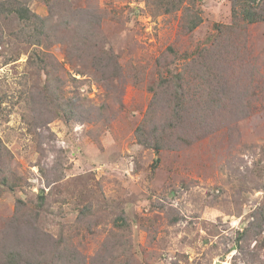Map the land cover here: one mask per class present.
I'll return each instance as SVG.
<instances>
[{
  "label": "rangeland",
  "instance_id": "374dc122",
  "mask_svg": "<svg viewBox=\"0 0 264 264\" xmlns=\"http://www.w3.org/2000/svg\"><path fill=\"white\" fill-rule=\"evenodd\" d=\"M12 1L49 23L31 45L0 5V176L15 185L0 184V261L13 226L73 264H264V20L222 37L230 0ZM199 46L215 50L207 85L185 81ZM175 73L189 114L156 151L135 131L165 120Z\"/></svg>",
  "mask_w": 264,
  "mask_h": 264
},
{
  "label": "trees",
  "instance_id": "16d2710c",
  "mask_svg": "<svg viewBox=\"0 0 264 264\" xmlns=\"http://www.w3.org/2000/svg\"><path fill=\"white\" fill-rule=\"evenodd\" d=\"M50 1L51 0H47L48 3ZM190 1L193 4L194 0H156L154 6L160 11L168 13L181 8L182 5ZM230 3L232 21L222 29V37L224 35L229 36L230 33H226L225 31L236 30V27L239 26L241 22L253 23L264 20V0H230ZM0 5L2 9L6 8L8 10V17L16 18L19 21L21 26L15 35L25 40L26 43L39 45L44 37L48 38V18L38 16L30 11L26 5L18 1H0ZM185 11L184 26L188 31H192L201 21L199 9L196 8V10H193L185 8ZM75 21L76 20H74V22ZM67 24V20L63 21L64 26ZM229 37H234V35L230 34ZM218 45L222 46L223 44L220 42ZM217 48H219V46ZM213 51H215L213 48L202 50L200 46L197 50L191 51L190 56L194 59L189 60L190 64L188 70L185 71V74L188 75L189 78L185 79V81L190 80L193 82L196 76L200 74L202 76V81H204L206 85L209 84V79L211 77L210 73L213 69L211 62H215L216 60ZM184 56L187 58L188 54H183L182 57ZM34 59L37 58L35 57ZM35 62L36 61H34V63ZM182 80L184 81V78L181 74H173L172 85L174 86H172L171 93L176 97V101L172 103L170 107H167V111L162 113L163 115L165 114V120L155 118L148 113L146 118L138 125L135 135L139 144L157 151L164 135L168 133L173 135L178 128H184L182 124L189 112L188 110H182L184 98L183 95H178L180 83L183 84ZM49 94L53 98L56 97L51 93ZM155 97H157V95ZM152 107L153 105L150 107V112H153ZM202 114L206 115L205 113ZM10 157V151L0 140V159L5 158L6 160H10ZM0 184L8 186L10 189H13L15 186L12 182L8 181L7 176H0ZM12 229H14L13 226H11L10 238L6 237L4 240L6 243L1 247V255H4L5 259L3 262L0 261V264H41V262H44L43 264H73L75 261L83 263L82 259L78 260L75 253L69 251L68 248H62L60 244L61 241L57 238H50L46 233V238H44L34 227L31 230H24L22 228ZM7 231L8 230H6V232ZM42 240H44L43 244ZM37 246H40V249H37L38 252L35 251Z\"/></svg>",
  "mask_w": 264,
  "mask_h": 264
},
{
  "label": "water",
  "instance_id": "95a60500",
  "mask_svg": "<svg viewBox=\"0 0 264 264\" xmlns=\"http://www.w3.org/2000/svg\"><path fill=\"white\" fill-rule=\"evenodd\" d=\"M215 264H222V263L217 261V262H215Z\"/></svg>",
  "mask_w": 264,
  "mask_h": 264
}]
</instances>
